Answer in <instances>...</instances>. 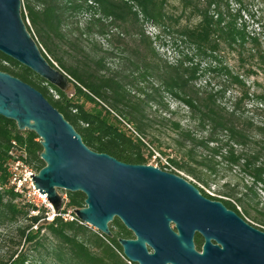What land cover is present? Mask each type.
Wrapping results in <instances>:
<instances>
[{
    "label": "trees",
    "instance_id": "1",
    "mask_svg": "<svg viewBox=\"0 0 264 264\" xmlns=\"http://www.w3.org/2000/svg\"><path fill=\"white\" fill-rule=\"evenodd\" d=\"M21 2V17L28 32L46 60L51 65L55 62L73 80L74 95L69 97L2 53L0 72L39 91L80 134L89 149L130 165H148V158L154 156L153 149L160 151L157 135L149 132L144 120V109L155 104L169 112L163 95L170 96L187 108L188 117L199 132L172 123L176 133L174 143L184 150V155L209 175H217L224 165L229 171L236 168L251 180L249 186L236 184L233 189L225 183L229 190L211 199L226 198V205L242 218L250 216V209L264 217L257 210L258 203L254 206L250 203L258 197V187L264 193V92L257 94L253 90L258 76L264 77V0ZM82 15L87 18L84 30L74 21ZM149 25L158 29L154 39L145 34L144 29ZM113 29L120 30L114 35L115 43L125 44L123 38L127 37L134 46L130 52L121 50L127 53L124 71L109 74L102 65L107 57L105 53L93 62L95 68L90 71H78L69 62L67 54L84 52L78 46L76 32L80 37L86 34L107 38ZM174 33L177 36L174 43L184 45L187 51L175 63L168 64L153 45L160 37ZM96 49L93 45L92 51ZM228 51L235 53L237 67L222 61L221 56ZM210 74L221 78L215 90H207L209 79L202 87L197 86ZM251 78H254L252 83ZM148 79L158 84L154 86L151 82L149 92L134 83ZM128 86L135 88L137 97L126 90ZM230 93L233 96L227 100ZM87 103L92 107L88 108ZM247 105H251L250 110ZM123 121L126 126L132 125L133 131ZM200 150L206 155L194 158ZM41 151L39 138L33 132L19 131L13 121L0 116V228H12L18 239L10 253L0 256V264H33L34 254L44 248V235L56 242L46 253L49 264H129L117 240L133 237L118 219L109 224L112 236L106 237L89 231L73 214L75 209L85 207L82 193L65 192L66 200L63 198L61 209L49 221L46 208L37 209L9 186V162L21 160L38 173L45 166L39 158ZM167 163L171 168L183 169L176 158H168ZM159 168L165 171L167 167L161 164ZM173 169L167 168V172L176 174ZM194 177L207 185L201 173ZM240 185L246 192L238 197ZM194 186L207 196L204 188ZM35 211L37 215L30 214ZM21 219L26 221L25 225H21ZM261 222L264 225V220ZM10 242L13 243L11 239ZM26 244L31 245L30 249L24 250ZM47 260L41 259L40 264H47Z\"/></svg>",
    "mask_w": 264,
    "mask_h": 264
},
{
    "label": "water",
    "instance_id": "2",
    "mask_svg": "<svg viewBox=\"0 0 264 264\" xmlns=\"http://www.w3.org/2000/svg\"><path fill=\"white\" fill-rule=\"evenodd\" d=\"M21 8V0H0V53L67 94L73 80L43 56ZM0 116L39 138L45 166L30 177L54 214L63 203L60 190L82 193L85 207L73 212L81 224L111 237L109 224L116 218L133 234L134 239L117 240L128 262L264 264L263 231L176 174L92 151L39 91L4 72ZM195 231L203 235L201 251L193 243Z\"/></svg>",
    "mask_w": 264,
    "mask_h": 264
},
{
    "label": "rangeland",
    "instance_id": "3",
    "mask_svg": "<svg viewBox=\"0 0 264 264\" xmlns=\"http://www.w3.org/2000/svg\"><path fill=\"white\" fill-rule=\"evenodd\" d=\"M174 6H177L176 3L173 4ZM86 16L82 15L77 17L74 21L78 22V27L81 30H84L85 27V22H86ZM75 26V24H74ZM73 26V27H74ZM251 29V25L249 27ZM145 34L148 35L151 39H154L156 35H158V29L149 25L146 26L145 29ZM120 30H111V33L107 38H101L97 35H82L81 37L79 36L78 32H76V35L79 38L78 46L80 48L84 49L83 53H77V52H71L66 55L68 58L69 62H71L76 69L79 71L81 69H88L89 71L91 68H95L94 61H97L101 58V56L107 54L106 58L102 62V65L105 66V68L108 69V73L112 74L114 72H119V71H124L125 68V56L127 53H122L121 50L125 49L127 51H131L134 46L133 43L129 42L127 37L123 38L125 44L118 45L115 43V37L114 35L116 33H119ZM122 38V37H120ZM177 39V36L174 34L171 35H165L160 37L159 40H156L154 43V48L156 51L160 54L161 58L165 60L168 64H173L178 60L180 57H182V54L185 53L187 50L184 45L174 41ZM93 45L97 46V49L93 50ZM84 55H87V58L84 57ZM222 61L225 64H228L229 66L232 67H237L238 66V60L235 55V53L228 51L225 52L224 55L221 56ZM56 66L57 64L53 62ZM18 70V68H14ZM208 79L210 80L209 85H207V90L216 89V84L221 82V78L217 74H210L206 75L203 80L197 83V86L202 87L205 83L204 81L208 82ZM254 78L250 79V83ZM256 83L253 85V90L257 92V94L264 92V77L258 76L256 79ZM152 82V79H148L146 81H135V85L137 88H141L143 90H147L148 92L151 91L150 89V84ZM154 86H158L157 83H153ZM126 90L130 92L131 95H135L136 97L138 96L136 94L135 88L132 86L126 87ZM69 97H72L74 95V89L70 90L68 93ZM164 99L163 102L168 106L169 112H164L160 109L155 104H149L146 106L144 109V115L145 117V122L149 125L150 130L149 132L151 134L157 135L156 140L161 143L160 146V151L165 153L166 155H163L160 153V151L156 150L155 148L153 149L154 151V156L151 158H148V165H154L157 164L159 167L161 164H164V162L168 161V158H173L177 159L180 164H182L183 169H178L176 167H173L175 169V173L187 180L188 182L197 185L199 188H204L205 192L208 191V194L211 196H215L217 194H221V192H224L226 190H229L228 188L224 187L225 183L230 184V189H233L234 185L236 184H247L248 186L251 184L250 178L244 176L243 174L239 173V171L234 168L233 170L229 171L224 167V165H221V167L218 169L217 175H209L208 172H206L203 168L197 165L195 161L190 159L189 157L184 155V150L180 149L176 144L174 143V140L176 139V133L172 130V123L178 122L184 129H191L195 130L194 124L191 122L190 118L188 117V110L185 106H183L180 102L174 100L170 96L164 94ZM233 96V93H230L227 95V100H231ZM142 97V96H141ZM143 98V97H142ZM88 108L92 107L91 104L87 103L86 104ZM251 105H247V109L250 110ZM252 110V109H251ZM249 115V114H248ZM123 125L128 129L131 127V130L133 131V126H126V122L123 121ZM131 131V132H132ZM197 133H199L197 131ZM146 141V140H145ZM147 142V141H146ZM156 145V144H155ZM210 146H214L210 144ZM153 148V146H152ZM147 152H145V157H147ZM206 153L203 152L202 150L197 151L196 155L194 158L203 157L205 156ZM219 160V159H216ZM171 169V168H170ZM188 171H191L192 173H188ZM202 174V176L207 180V185L204 183L199 182L194 175H199ZM237 191L240 193L238 197H240L242 194H244L246 191L243 189L242 185H240L239 188H237ZM256 192L258 194V197L254 200L251 201V205L254 206V204L257 202V210L260 212H263L264 214V193L260 190V187L256 189ZM59 193L65 198L66 196L64 195L65 191L60 190ZM207 193V192H206ZM42 195V194H41ZM38 206L37 209L41 210L43 208H46L47 213L46 215V220L51 221L54 215L53 210L48 203H42L41 199H38ZM48 204V205H47ZM240 211H242V208H238ZM41 212V211H40ZM250 216H245L246 220L249 221L251 225L258 229L264 230V225L262 224L261 221L264 220V217L261 215H258L257 212L254 209H250ZM30 214L32 215H37L38 212H31ZM41 214V213H39ZM67 219H71V217H67ZM21 225H25L26 221L25 220H20ZM111 225V223H110ZM88 227L89 231L91 232H97L93 227H90L88 225H85ZM10 239L13 241V243L10 242ZM18 239L16 236H14L13 229L12 228H0V256L5 255L10 253L13 250V244L17 242ZM44 248H40L39 252L35 253L34 256L32 257L33 264H40V260H47L46 258V253L50 250H52L56 242L49 237L48 235H44L42 239ZM23 245V242H21V246ZM31 245L26 244L24 245V250L30 249ZM47 264H49V260H47Z\"/></svg>",
    "mask_w": 264,
    "mask_h": 264
},
{
    "label": "built area",
    "instance_id": "4",
    "mask_svg": "<svg viewBox=\"0 0 264 264\" xmlns=\"http://www.w3.org/2000/svg\"><path fill=\"white\" fill-rule=\"evenodd\" d=\"M163 165H165L169 169L171 168L167 162H164ZM152 166L159 168L157 164H154ZM167 168H164L166 172ZM7 169L9 175V186L13 188V191L15 193L21 195L27 200V202L32 203L36 207H39L37 202L38 199H41L42 203L44 204L47 203L45 196L41 195L32 184L33 181L30 176H34L36 172L30 165L21 160H15L9 162ZM173 170L175 171V169ZM206 192L208 193V191ZM53 216H55V214ZM66 216L69 217L68 215ZM128 263L131 264L130 262Z\"/></svg>",
    "mask_w": 264,
    "mask_h": 264
},
{
    "label": "flooded vegetation",
    "instance_id": "5",
    "mask_svg": "<svg viewBox=\"0 0 264 264\" xmlns=\"http://www.w3.org/2000/svg\"><path fill=\"white\" fill-rule=\"evenodd\" d=\"M201 193V192H200ZM206 193V192H205ZM202 194V193H201ZM207 194V196H210L208 193H206ZM202 196L203 197H205L206 199H208V200H210V201H213V202H219V203H221L227 210H229V211H233L232 209H230L227 205H226V203H225V201L227 200L226 198H223V199H211V198H214V197H211L210 196V198L209 197H207V196H205L204 194H202ZM234 212V211H233ZM234 213H236V212H234ZM237 214V213H236ZM238 215V214H237ZM239 216V215H238ZM241 219H243V220H245L246 222H248L249 223V221H247L246 220V218H242L241 216H239ZM250 224V223H249ZM253 226V225H252ZM171 228L174 230V225L173 224H171ZM131 233V232H130ZM132 234V233H131ZM133 238H131V239H134V236H133V234L131 235ZM193 243H194V245H195V249L197 250L198 249V247L200 248V251H201V248H202V246H203V243H204V239H203V235L200 233V232H198V231H195L194 232V234H193ZM212 243L214 244V242L212 241ZM198 251V250H197Z\"/></svg>",
    "mask_w": 264,
    "mask_h": 264
}]
</instances>
